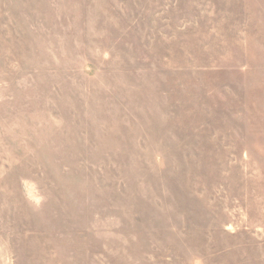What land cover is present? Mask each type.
Segmentation results:
<instances>
[{
    "label": "rangeland",
    "instance_id": "374dc122",
    "mask_svg": "<svg viewBox=\"0 0 264 264\" xmlns=\"http://www.w3.org/2000/svg\"><path fill=\"white\" fill-rule=\"evenodd\" d=\"M0 264H264V0H0Z\"/></svg>",
    "mask_w": 264,
    "mask_h": 264
}]
</instances>
